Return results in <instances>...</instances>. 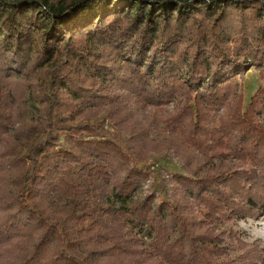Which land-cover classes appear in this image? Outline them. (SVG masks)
Wrapping results in <instances>:
<instances>
[{
  "label": "trees",
  "instance_id": "obj_1",
  "mask_svg": "<svg viewBox=\"0 0 264 264\" xmlns=\"http://www.w3.org/2000/svg\"><path fill=\"white\" fill-rule=\"evenodd\" d=\"M260 218L264 0H0V264H258L210 226Z\"/></svg>",
  "mask_w": 264,
  "mask_h": 264
},
{
  "label": "rangeland",
  "instance_id": "obj_2",
  "mask_svg": "<svg viewBox=\"0 0 264 264\" xmlns=\"http://www.w3.org/2000/svg\"><path fill=\"white\" fill-rule=\"evenodd\" d=\"M260 84L261 81L258 72L254 68H248L244 71L242 78H238L237 88L242 92L241 95L243 97L244 106L248 104L251 96L255 93ZM169 108L171 109L170 106ZM147 165H149L150 170L153 171L155 175L150 176V178L144 183V193L152 188L164 186L165 183L168 185L167 175H169V173L177 172L186 174L187 172V168L183 161L176 153H173L172 150L165 152V154L154 155L152 159L148 161ZM141 192H139V194ZM210 227L217 233L222 229L232 228L239 240L249 247L253 246L258 249L261 257V261L258 264H264V218H260L259 220H239L233 224H218ZM229 251L232 250L230 249Z\"/></svg>",
  "mask_w": 264,
  "mask_h": 264
}]
</instances>
